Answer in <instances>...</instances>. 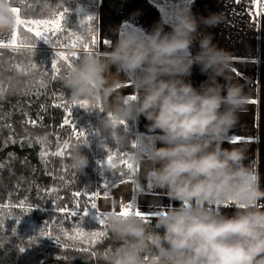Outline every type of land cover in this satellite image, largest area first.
<instances>
[{
  "label": "clouds",
  "instance_id": "1",
  "mask_svg": "<svg viewBox=\"0 0 264 264\" xmlns=\"http://www.w3.org/2000/svg\"><path fill=\"white\" fill-rule=\"evenodd\" d=\"M169 14V31L161 22L148 33L120 32L110 51L84 54L62 80L72 100L103 103L100 128L115 143L124 141L118 122L141 116L147 121L148 175L178 202L156 217L152 231L135 216L110 212L107 229L122 244L108 264H146L145 256L151 264H264V188L243 165L241 149L222 147L248 98L231 79L230 56L201 31L215 27L219 17L197 18L189 8H171ZM15 27L10 6L0 3V34ZM194 66L206 77L196 87L190 79ZM112 68L131 81L134 101H109L120 85L106 79ZM88 164L81 147L74 148L69 166L83 174ZM225 201L235 209L230 216L207 207Z\"/></svg>",
  "mask_w": 264,
  "mask_h": 264
},
{
  "label": "trees",
  "instance_id": "2",
  "mask_svg": "<svg viewBox=\"0 0 264 264\" xmlns=\"http://www.w3.org/2000/svg\"><path fill=\"white\" fill-rule=\"evenodd\" d=\"M183 1L186 8L191 0ZM0 3L18 8L20 18L25 21H51L53 16L64 15L61 32L52 37V47L22 25L14 28L19 40L35 44L34 57L33 50L24 45L0 48V264H108L110 255L122 241L106 225L83 217V211L90 205L88 196L93 193L97 206L94 211H105L98 210L101 197L97 192L103 185L97 187L96 174L108 165L113 154L122 160L132 158L135 148L131 145L137 138L135 125L132 120L125 121L127 131L119 125L116 132L124 136V141L115 143L100 128L102 118L97 115L96 103L89 102L87 108L73 103L69 90L62 84L70 69L58 59L59 55L70 56L73 52L81 58L88 54L83 46L72 48L65 42L69 34L73 38L83 36L90 45L91 38H97L98 0L23 3L0 0ZM82 15L86 20L88 16L93 18L87 21V32L78 26ZM130 28L123 24L119 34ZM96 51L95 43L91 52L97 55ZM33 60L38 67H33ZM54 60L59 74H45L44 70L52 72ZM66 120L72 123L66 124ZM73 125L83 130L85 136L77 138ZM78 146L89 160L83 174L69 166L71 153ZM60 152L63 154L58 155ZM122 160L115 166L124 180L131 177L129 173L134 168L130 170ZM103 171L107 176L102 181L110 179L112 173L108 169ZM77 192L81 195L76 196ZM74 211L76 216L71 215ZM155 219L152 217L149 224H144L148 231L154 229ZM78 232L88 239L77 237ZM93 232L103 235L93 241L90 235ZM144 259L151 264L148 256Z\"/></svg>",
  "mask_w": 264,
  "mask_h": 264
},
{
  "label": "crops",
  "instance_id": "3",
  "mask_svg": "<svg viewBox=\"0 0 264 264\" xmlns=\"http://www.w3.org/2000/svg\"><path fill=\"white\" fill-rule=\"evenodd\" d=\"M102 2L103 0H98V9ZM124 2H126L128 10L136 16L135 19L131 22H121L118 31L111 33L108 30L102 31L99 29L101 21L99 15L97 33L102 34L103 42L111 39L112 41H109V44H114L123 23L133 28L137 26L138 28L136 29L148 33L154 25L162 22L164 30H170L167 26L170 18L164 19L160 17L149 3V0H126ZM163 6L169 7L168 3ZM181 8H184V6L181 5ZM186 8H189L191 13L197 18L217 14L220 22L213 28L204 29L202 27L201 31L210 32L213 36V44L230 56L231 79L243 87V93L247 96L248 101L255 100V103H247L245 109L237 113L236 123L225 136L222 147L241 149L244 155L243 165L258 177L261 188H264V0H191ZM102 21L111 25L107 18H103ZM13 32L6 34L7 37L3 38L5 43L12 42ZM114 36H116L115 39L112 38ZM99 44L98 51H96L97 56L110 51L109 49L100 48ZM197 50L198 46L194 43L191 51L195 54ZM113 75H115L114 68L110 70V76ZM205 78V76L200 74L199 68L194 66L190 77L193 86H198ZM119 82L123 89V94L121 93L120 97L136 94L131 81L127 80L123 74H120ZM101 108L102 112H100ZM97 115L102 119L105 118L102 102H99ZM132 121L135 125L137 136L135 142L137 147L132 156L134 168L137 159L135 157L136 151L138 149L147 151L152 147V144L150 143V134L146 130L147 121L142 116ZM232 138H235L237 142H229ZM142 160L146 161L145 167H139L137 171L130 172L129 175L131 177L129 178L137 179L139 171H141V179L142 176L148 175L150 164L147 157ZM143 181L146 182V179L144 178ZM142 193L143 191L140 192V196L137 199L139 206L136 209L143 213L166 212L170 206H178V202L170 200L164 191L159 196L143 195ZM159 199L162 200V203L157 204L156 200ZM193 203L195 204V202ZM223 203L220 206L213 205L211 209L215 213L219 212L220 215H232L235 210L233 206L223 207ZM160 206H162V209H160ZM210 206L207 205V207Z\"/></svg>",
  "mask_w": 264,
  "mask_h": 264
},
{
  "label": "rangeland",
  "instance_id": "4",
  "mask_svg": "<svg viewBox=\"0 0 264 264\" xmlns=\"http://www.w3.org/2000/svg\"><path fill=\"white\" fill-rule=\"evenodd\" d=\"M124 1H126V0H103L102 5L100 6L101 8L99 7L98 12H97V19L99 20V15H100V19H101L100 26H99L100 30H102V31L108 30L111 33H115L118 31V28L121 25L120 24L121 22H124V21L131 22V21H133V19H135L136 16L131 11L128 10V8L126 6V2H124ZM149 1H150L149 3L152 5V7L158 12L160 17H163L164 19L170 18L169 10L171 8H181V5H184L183 0H173V1L149 0ZM166 3H168V6H169L168 8L163 6L164 4L166 5ZM103 18H107V20L109 21V23L111 25H109L107 22H103L102 21ZM110 21H112V22H110ZM78 26L82 31L87 32L89 30V27L87 25V20H86V17L84 15H82L81 18H79ZM97 27H98V23H97ZM129 27H132V26L129 25ZM135 27L138 28L137 26H135ZM6 34H8V33H6ZM6 34H0V37L5 38V37H7ZM47 35L49 37V42L47 43V46L52 47L53 46L52 37L54 36V34L52 32H49V33H47ZM112 38L115 39L116 36H114ZM5 41H8V40H5ZM109 41H112V40L107 39V40H104V42H103L102 34L98 32L97 38H96V49L98 48V44L100 43L99 44L100 48L111 50L112 43L109 44ZM56 53H58V52H56ZM110 70L105 74L106 79L110 83H114L117 81L119 82L120 81V74H118L117 70L114 68L115 75L110 76ZM121 93L123 94L122 87L121 86L116 87L114 89L113 95L110 97L109 101L111 102L116 97L121 96ZM79 121L81 123H83L84 119L80 118ZM78 126H81V125H78ZM138 153L140 155H142L144 158L147 157L146 156V153H147L146 150L138 149L135 153L136 158H137ZM111 157H112L111 166H109V164L107 166H103V169L105 171L108 169V171L112 173V176H109L110 179L102 181V179L106 178V176H107L106 175L107 173H104L102 168L99 171V173L96 174L97 180H98L97 187L103 185V187L100 190H98L100 192H97L98 195L101 197V199L97 202L98 203V210H106L107 209L103 213H98L101 216H103L104 214H109L110 212L119 213L122 210V207L127 205L130 202H133L135 204V207L139 206L137 199L139 198L140 192H142V191H143V193H142L143 195L150 194V195H154V196H159V194L162 195V193H161L162 191H164V193L167 194L166 190L160 189L154 185V183L152 182L149 175L142 176V179H141V175H140L141 171H139V175H138L137 179L126 178L121 183H115L113 186L105 187V183H111L114 180H121L120 179L121 176L119 174H117V167L115 165L119 166L120 165L119 163L122 159L120 156L117 158V156H115V154H113ZM124 160H122V161H124ZM131 161H132V158H131ZM145 165H146L145 160L137 158L136 164L134 166V170L137 171V169L139 167L144 168ZM144 178L146 179V182L143 181ZM87 181L88 180L86 179V184L88 185L89 183ZM149 184L152 185L151 189H149L147 187ZM110 203H111V205L109 206ZM156 203L157 204L162 203V200L161 199L156 200ZM157 209H159V208H157ZM160 209H162V206H160ZM88 216L90 218L94 219V213L91 210H89Z\"/></svg>",
  "mask_w": 264,
  "mask_h": 264
},
{
  "label": "snow or ice",
  "instance_id": "5",
  "mask_svg": "<svg viewBox=\"0 0 264 264\" xmlns=\"http://www.w3.org/2000/svg\"><path fill=\"white\" fill-rule=\"evenodd\" d=\"M11 2V0H10ZM21 3L25 2V0H20ZM50 2V0H49ZM10 11L14 16V22L16 26H23L27 32H34L35 37L38 39H43V41L47 44L49 42V37L47 35V33L52 32L54 35L58 32H61V22L64 20V15L61 14L60 17H55L53 16V18L51 19V21L49 20H42V19H33L30 21H25L22 20L19 16V9L16 7H10ZM93 18L91 16L87 17V21L91 22ZM96 43V39L95 37L91 38V45H94ZM20 44V45H24L26 47H29L33 50V57H34V50H35V44L34 43H25L22 40L18 39L17 33L14 31L13 32V37H12V42L9 43H5L3 38L0 37V48H5V47H9L12 48L15 45ZM66 46L72 47V48H76L78 46H83V48L88 52L89 55L92 54L91 52V45L89 43L88 40H86L83 36H76L75 38L72 37V34H69V40L65 42ZM59 60L64 61L68 68L71 69L76 63L79 62V60L81 59V57H78L76 53H71L70 56H65V55H59L58 57ZM33 67H38L36 65V63H34L33 60ZM51 69L52 72L48 73V70L45 71V74H50V75H58L60 72V68L58 67V63L57 61H51ZM130 84V82H129ZM120 87V85L118 86ZM136 99V94H130L128 96H126V103L130 102V101H134ZM74 104H79L80 107L83 108H87L89 106V102L86 100H81V101H77V100H73ZM247 103H255V100H249L247 101ZM59 106V105H58ZM97 108H99V101L96 103L95 105ZM100 112H102V108L100 109ZM66 124L72 123V121L70 120H66L65 121ZM122 125L124 126V130L127 131V126L125 124V121H120L118 122V126ZM74 131L77 134V138L80 137H84L85 136V132L83 130H78L74 125ZM229 142L235 143L237 142L235 138H232ZM68 145L67 143L64 144V148H67ZM132 148H136L137 145L136 143H133L131 145ZM58 155H62L63 153H57ZM111 160L112 157L110 156L108 158V164L109 166H111ZM123 163L131 170L133 169V164L131 163V159H125L123 161ZM104 164V163H103ZM123 175V174H122ZM123 182V180H114L111 183H105V187H110L113 186L115 183H121ZM149 189H151L152 185L149 184L147 186ZM76 196H80L81 193L77 192L75 193ZM87 195V194H86ZM95 199H96V194L93 193L91 195L88 196V200L91 201L89 206H86L84 211H83V217H87L89 214V210H91L94 213V220L98 225H106V218L108 214H104L103 216H101L100 214L96 213L95 210L96 209V203H95ZM87 203V202H86ZM185 206L189 205V202H184ZM222 203L221 202H217L216 205L220 206ZM230 205H232L231 201H225L223 203V207H229ZM22 206V205H21ZM195 206H203V203L201 201H195ZM165 211H154V212H149V213H143L140 210L136 209L135 204L133 202L128 203L127 205L122 207V210L118 213L121 217H128V216H135L136 218L140 219L144 224H149L150 223V219L153 216H158L160 214H163ZM115 213V212H113ZM217 215H220L219 212H216ZM71 215L76 216L77 213L74 211L71 213ZM0 226H2V224H0ZM41 235H45V233H41ZM92 240L94 241L95 239H98L100 236L103 235L102 232H93L90 234ZM77 237H83L85 240L88 239L87 236L84 235L83 232H78L77 233ZM24 249H21V251H23ZM152 264H155V260H153Z\"/></svg>",
  "mask_w": 264,
  "mask_h": 264
},
{
  "label": "built area",
  "instance_id": "6",
  "mask_svg": "<svg viewBox=\"0 0 264 264\" xmlns=\"http://www.w3.org/2000/svg\"><path fill=\"white\" fill-rule=\"evenodd\" d=\"M204 206V205H203Z\"/></svg>",
  "mask_w": 264,
  "mask_h": 264
}]
</instances>
